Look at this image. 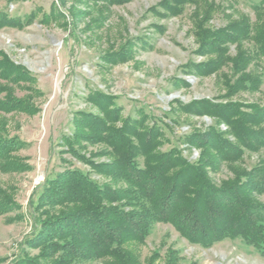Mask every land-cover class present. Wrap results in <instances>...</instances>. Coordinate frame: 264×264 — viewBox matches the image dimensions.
<instances>
[{"label":"rangeland","instance_id":"rangeland-1","mask_svg":"<svg viewBox=\"0 0 264 264\" xmlns=\"http://www.w3.org/2000/svg\"><path fill=\"white\" fill-rule=\"evenodd\" d=\"M53 3L58 12L52 17L42 12L26 19L32 11L49 12ZM0 10L20 17L24 24L22 29L0 30V62L7 57L36 78L33 84L22 81L17 86L0 80L13 95L26 98L34 111L0 114V121L6 122L0 128L24 141L8 159H0V264H264V250L242 238L205 247L190 243L173 225L152 218L146 220L148 233L143 241L116 244L113 252L98 257H76L70 249L55 247L59 241L51 231L47 237L52 239L45 244L33 246L27 241L41 229L40 221L66 224L69 217L86 209L76 203L42 205L40 189L47 178L78 169L109 190L133 191L125 178L128 171L111 147L92 141L91 132L77 130L76 134L80 112L101 118L102 112L89 98L95 91L114 99L120 111V121L111 133L128 126L127 119L164 128L166 142L158 152L176 148L190 162L210 159L215 154L212 149H197L185 137L212 127L237 143L223 121L197 115L199 107L190 113L183 109L201 100L222 106L238 103L244 112L251 111L248 107L264 108L262 0H131L123 4L0 0ZM238 27L237 40H226L224 33ZM114 52L120 57L112 59ZM40 92L45 95L39 96ZM261 129L264 123L256 127ZM135 161L146 166L141 154H136ZM208 171L211 184L218 188L233 182L237 174L247 176L253 185L249 188L258 189L249 190L255 195L252 206L264 208V148ZM140 195L135 194V201L121 200L122 212L148 211L151 206Z\"/></svg>","mask_w":264,"mask_h":264},{"label":"trees","instance_id":"trees-1","mask_svg":"<svg viewBox=\"0 0 264 264\" xmlns=\"http://www.w3.org/2000/svg\"><path fill=\"white\" fill-rule=\"evenodd\" d=\"M98 1L123 4L131 0ZM262 5L264 7V0ZM57 12L58 8L53 3L49 12L32 11L26 19L37 18L41 13L42 16L52 17ZM62 14L60 13L59 17L62 18ZM22 20L20 17L11 16L8 11L0 10V30L24 27ZM239 28L226 31V40L234 43ZM205 46H210V43ZM262 49L264 53V45ZM112 54V59L119 56L118 52ZM0 80L17 86L22 81L33 84L36 78L29 70L15 65L5 57V60L0 62ZM4 92L6 97L1 96ZM42 95L45 94L40 92L39 96ZM0 96L2 115H30L34 112L26 98L16 97L2 85ZM108 97L101 90L90 94L89 98L102 112L101 118L88 111L80 112L81 119L77 121L76 134L77 130L87 134L91 132L94 138L92 141L97 140L109 145L118 157V162L127 169L125 178L132 185L133 191L109 190L78 169L69 170L59 177L47 178L45 185L40 189L39 202H42V205L63 206L76 203L86 209L75 217H69L66 224L62 223V220L49 224L40 221L41 229L27 240L30 245L37 246L49 242L52 238H48L47 233L51 231L55 234L52 237L59 241L55 247L70 249L76 257L103 256L113 252L116 244L143 241L148 233L146 220L152 218L173 225L192 244L210 247L227 239L242 238L249 245L264 250V208L252 206L255 205L252 201L255 195L249 192L258 189H250L251 180L238 174L233 182H226L218 188L211 184L208 175V168L217 169L225 161L235 163L247 151L256 152L264 148V129L256 130V127L264 123V108L248 107L251 111L244 112L241 111L244 106L238 103L222 106L207 100L187 106L183 109L186 113L196 112L193 109L199 107L197 115H209L223 121L230 127L231 134L237 141L231 142L221 129L215 127L207 132L189 134L185 137L187 143L205 152L212 149L215 153L210 159L190 162L184 159L176 148L158 152L160 146L166 142L163 141L165 129L160 125L146 127L139 121L127 119L128 126H124L119 133H111L114 131L112 126L120 121V111L115 106L116 101H110ZM5 125L6 122L2 118L0 126ZM22 143L24 141L19 136H12L0 128V159H8L9 154L15 152ZM136 154L146 158L145 167L135 163ZM136 193L141 194L151 208L141 213L122 212L119 202L126 199L135 201ZM113 204L114 207H107ZM252 211L257 212V215H252ZM63 240L68 243H61Z\"/></svg>","mask_w":264,"mask_h":264}]
</instances>
